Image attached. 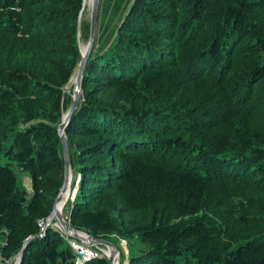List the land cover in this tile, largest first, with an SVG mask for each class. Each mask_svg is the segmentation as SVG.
<instances>
[{"label": "trees", "instance_id": "obj_1", "mask_svg": "<svg viewBox=\"0 0 264 264\" xmlns=\"http://www.w3.org/2000/svg\"><path fill=\"white\" fill-rule=\"evenodd\" d=\"M82 6L0 0V255L27 244L22 264H76L40 222L63 187L53 125L82 59ZM84 73L66 128L71 225L148 246L127 264H264V0H133Z\"/></svg>", "mask_w": 264, "mask_h": 264}, {"label": "water", "instance_id": "obj_2", "mask_svg": "<svg viewBox=\"0 0 264 264\" xmlns=\"http://www.w3.org/2000/svg\"><path fill=\"white\" fill-rule=\"evenodd\" d=\"M101 0H93L92 3V13H91V22H90V36L88 40V45L86 47L85 52L82 51V48L80 47V53H81V61L79 63V66L77 67L74 75V79H76V83L74 84V94H73V101H72V106L69 108V110L65 113V115L62 118V124L59 126L58 129V134L59 137L61 138L62 146H63V153H64V169H65V174H64V181H63V187L60 190V193L58 194L57 198L55 199L54 207L52 210V213L48 216V218L45 220L44 228L48 229L49 227L56 228L54 224H52L53 221H56L57 224V230L63 234L65 237H71L76 240V244L78 246L82 245H87L88 247H103L106 250V257L109 261L110 264H119L118 263V258L120 254V249L119 247L115 246L114 244L110 243L109 241L103 239V238H97L91 234L87 233H82L76 230L72 225H71V220L68 217H65L64 215V210L63 208L62 211L57 210V206L62 202V196L67 192L68 189L72 191V187H70L69 182L71 180V175H73V169L71 168V153H70V146H69V138L67 137L66 133V128L70 124V120L72 116L77 112V110L81 106V102L83 100L84 92L82 89V81L84 78V72L86 69V66L88 64V61L90 59V55L93 50V45H94V40H95V35H96V30H97V19H98V14H99V6H100ZM84 5H85V0H83V6H82V11L80 13L79 17V22L78 26L80 27L79 33H78V42L80 38V33H81V21L82 17L84 14ZM72 82V81H71ZM71 82L68 84V86H71ZM66 89L64 88V93H66ZM77 194V191L74 190L71 192V195L69 196L68 200H74L75 196ZM67 200V201H68ZM66 207V206H65ZM27 245V244H26ZM26 245L23 246L21 249V253L18 256V260L16 264H22L24 254H25V248Z\"/></svg>", "mask_w": 264, "mask_h": 264}, {"label": "rangeland", "instance_id": "obj_3", "mask_svg": "<svg viewBox=\"0 0 264 264\" xmlns=\"http://www.w3.org/2000/svg\"><path fill=\"white\" fill-rule=\"evenodd\" d=\"M132 2H133V0H101L100 6H99L98 19H97V30H96L95 40H94L95 42L93 45L94 49L98 48V47H105L106 45L109 44L110 40L113 38L116 30L119 27V23L122 21L123 17L125 16L126 12L128 11V8ZM91 7H92V5L89 6L86 10L84 9L85 10L84 16H83L84 29L80 33L79 47H81V46L87 47V45H88V40H89V36H90V29H91V26H90L91 13H92ZM76 69H75V71H76ZM75 71H74V75H75ZM74 75L70 78L68 83L64 86V88L67 90L66 94L64 96V100L66 97H68V102H67V105H65V106L61 105L62 106V112L60 113V115H58V113L56 114V121L57 122L53 126L57 129H59L58 127L62 124L60 122H62L63 116L69 110V108L72 106L71 104L73 101L74 85H71L69 87L68 84L73 80ZM12 168H14V170H16V167H12ZM16 174H17L18 182H19L20 186H22L23 189L30 191L29 193L31 194L33 191V186H32V182L30 181V178H31L30 175L28 173L20 171V170H16ZM78 178H79L78 173L76 172V170L74 171V169H73V179H72L71 185L75 184V182L78 183ZM75 185H76V187L74 190L78 191V186H77V184H75ZM72 187H73V185H72ZM74 190L72 189V191H74ZM64 212H65L64 215L66 217L68 215L67 208H66V210H64ZM68 220H69V218H68ZM52 223L53 224L55 223L54 225L57 227L56 221H53ZM40 224H45V221L40 222ZM76 230H78V229H76ZM46 231H47V229L43 227L41 233L46 234L45 233ZM78 231L82 232V233L85 232L87 234H90L86 231H82V230H78ZM62 237H64V239L67 241V243L70 244L69 240H71V237L67 238V237L63 236V234H62ZM97 238H99V237H97ZM74 241H76V240L74 239ZM107 241H109V240H107ZM109 242L114 244V245L116 244L115 246L119 247V249H120V254H119V258H118L119 264H127L130 256L135 252L148 250V246H145L144 244L140 243L137 239H132V241H127V240L120 238V239H117L114 243L112 241H109ZM2 245H3V242L1 239L0 240V247ZM93 248L95 250H98L99 252L102 249H104L102 246L101 247L100 246L99 247H93ZM20 253L17 256H15L14 259L9 264H15L16 258L20 255ZM103 255H104L103 256L104 258H107L105 254H103Z\"/></svg>", "mask_w": 264, "mask_h": 264}, {"label": "built area", "instance_id": "obj_4", "mask_svg": "<svg viewBox=\"0 0 264 264\" xmlns=\"http://www.w3.org/2000/svg\"><path fill=\"white\" fill-rule=\"evenodd\" d=\"M40 225H41V228L43 229L44 224H40ZM69 242L72 248H74L75 253L77 254L76 264H85V262L91 259L101 258L104 256L103 254L106 255V251L104 249H102L104 252L102 250L99 252L98 250H95L93 247H88L87 245L78 246L76 244V241H74L73 238H71ZM13 259L14 258H7V257L5 258L2 255H0L1 264H9ZM17 260H18V257L16 258V262Z\"/></svg>", "mask_w": 264, "mask_h": 264}, {"label": "bare ground", "instance_id": "obj_5", "mask_svg": "<svg viewBox=\"0 0 264 264\" xmlns=\"http://www.w3.org/2000/svg\"><path fill=\"white\" fill-rule=\"evenodd\" d=\"M93 3V0H85V5H84V9L86 10L89 6H91ZM83 18V17H82ZM82 43V42H81ZM82 48V51L85 52L86 50V47L84 46H81ZM76 83V79L73 78L72 82H71V85H74ZM71 180L69 182V185L70 187H72L71 183H72V179H73V175H71ZM71 195V190L68 189L67 192L62 196V199H61V203L57 206V210L60 212L63 210V208H65L66 204H67V200L69 198V196ZM53 224V223H52ZM57 228V227H56ZM58 229V228H57Z\"/></svg>", "mask_w": 264, "mask_h": 264}, {"label": "crops", "instance_id": "obj_6", "mask_svg": "<svg viewBox=\"0 0 264 264\" xmlns=\"http://www.w3.org/2000/svg\"><path fill=\"white\" fill-rule=\"evenodd\" d=\"M30 181L32 182V180H31V178H30ZM28 191V190H27ZM28 192H30V191H28ZM2 239V242H4L3 240V237L0 235V240Z\"/></svg>", "mask_w": 264, "mask_h": 264}]
</instances>
